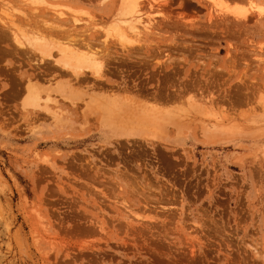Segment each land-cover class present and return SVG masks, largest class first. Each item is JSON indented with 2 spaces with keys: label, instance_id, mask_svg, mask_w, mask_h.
Wrapping results in <instances>:
<instances>
[{
  "label": "rangeland",
  "instance_id": "rangeland-1",
  "mask_svg": "<svg viewBox=\"0 0 264 264\" xmlns=\"http://www.w3.org/2000/svg\"><path fill=\"white\" fill-rule=\"evenodd\" d=\"M136 2L0 0V264H264V0Z\"/></svg>",
  "mask_w": 264,
  "mask_h": 264
},
{
  "label": "bare ground",
  "instance_id": "bare-ground-1",
  "mask_svg": "<svg viewBox=\"0 0 264 264\" xmlns=\"http://www.w3.org/2000/svg\"><path fill=\"white\" fill-rule=\"evenodd\" d=\"M213 7L214 6H219L220 4H221V0H207ZM121 3L123 4V6L122 7H124V5H126L124 8H120L122 11L120 12V16L122 17V19L119 21V22H132V20H137L138 21V19H141L140 18V15H139V11H140V9H139V7H138V5H137V2H136V0L134 1V0H121ZM122 4H120V5H122ZM56 6L58 7V5H55V8H54V11L53 12H56L58 15H62V12L60 11V10H58L57 11V9L58 8H56ZM61 6V5H60ZM55 13V14H56ZM122 14V15H121ZM236 14L238 15V16H242V18L244 17V14L243 13H241L240 11H236ZM236 16V15H235ZM237 16V17H238ZM74 17V16H73ZM241 18V17H240ZM74 20H76L77 21V19H75L74 18ZM140 22V21H139ZM118 23V22H117ZM130 25V24H129ZM54 26V25H53ZM16 38V37H15ZM79 44H83L82 42H80ZM4 52V51H3ZM11 53V52H10ZM56 64V63H55ZM58 64H59V62H58ZM49 64H47L46 66H48ZM54 65V64H53ZM61 65V64H60ZM59 65V66H60ZM51 66V65H50ZM56 66H57V64H56ZM63 66V65H62ZM54 67V66H53ZM43 68V67H42ZM47 68V67H46ZM56 68V67H55ZM49 69V68H48ZM50 69H52V68H50ZM45 70V69H44ZM59 70V69H58ZM98 70L99 69H97V71H95L94 72V76H96V78H102L101 76H102V74H100V73H96V72H98ZM39 71V70H38ZM54 71V70H53ZM56 71V70H55ZM70 71H72L71 73H72V75H73V78H77V74L78 73H80V70L79 69H77V68H75V67H72L71 68V70ZM46 72H47V70H46ZM57 72V71H56ZM63 73H65V74H67L68 72H66V71H62ZM42 73H43V69H42ZM45 74V73H44ZM48 74V73H47ZM50 74V73H49ZM60 74V73H59ZM75 75V76H74ZM85 75V74H84ZM75 78V79H76ZM78 80V79H77ZM77 82H79V83H81V82H83L82 80H81V82H80V79L77 81ZM96 82V81H95ZM97 84V83H96ZM99 84H101V83H99ZM101 85H103V84H101ZM28 86V85H27ZM31 86V85H30ZM30 86H28L26 89H28L27 91H28V93H32L31 94V96H33V98L34 97H36V96H39V95H37L38 93H36L37 91H36V89H35V87H30ZM95 86V85H94ZM98 86V85H97ZM100 86V85H99ZM97 88V87H96ZM100 89V88H99ZM108 89V88H107ZM170 96V95H169ZM49 95H47L46 97H45V100H49ZM36 99V98H35ZM38 99V98H37ZM44 100V101H45ZM47 102V101H46ZM46 104V103H45ZM44 104V105H45ZM42 106L43 108L46 106L47 107V105H45V106ZM45 107V108H46ZM44 108V109H45ZM47 108H49V107H47ZM47 108H46V111H47ZM50 109H48V111H49ZM53 114H55L54 112H53ZM156 124V123H155ZM147 126V125H146ZM156 126V125H155ZM153 128H156V127H154V125H153V127H151V129H153ZM159 127H157L156 129H158ZM154 130V129H153ZM152 130V131H153Z\"/></svg>",
  "mask_w": 264,
  "mask_h": 264
}]
</instances>
